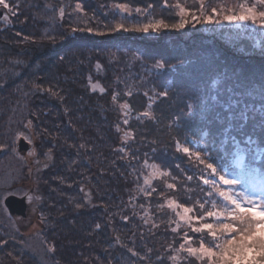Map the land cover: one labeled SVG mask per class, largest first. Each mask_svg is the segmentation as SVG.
<instances>
[{
    "label": "trees",
    "instance_id": "obj_1",
    "mask_svg": "<svg viewBox=\"0 0 264 264\" xmlns=\"http://www.w3.org/2000/svg\"><path fill=\"white\" fill-rule=\"evenodd\" d=\"M99 1L105 2L8 0L14 11L7 24L1 23L0 11V147L7 156L25 155L31 146L23 134L32 137L37 156L31 170L38 185L29 191L24 219L38 221L41 238L53 246L55 264H146L128 251L131 237L137 243L142 235L143 246L152 250L150 264H170V253L158 247L169 243L176 249L181 238L170 233L175 218L167 199L198 206L222 185V174L239 181L237 191L264 190V72L233 71L223 58L230 55L226 48L218 49L221 56L203 55L190 44L176 51L167 42L138 39L136 33L97 35L115 25L111 19L89 33L83 17L98 11ZM77 3L85 14L73 10ZM246 40L239 43L247 45ZM257 57L254 51L233 56L241 63L264 61ZM149 62L151 67L171 62L175 70L160 76L154 69L139 73L142 67H131ZM182 62L186 65L179 66ZM169 77L177 86L165 89ZM150 89L158 91L151 109ZM162 92L170 93L161 97ZM123 103L132 116L124 129L131 132L126 143L121 141ZM144 111L151 118L139 115ZM17 138L28 151L20 153L18 144L14 151ZM180 143L189 149L186 155L177 151ZM145 160L168 173L153 179L151 196L137 189ZM209 163L217 169L214 177ZM212 179L219 183H204ZM83 180L89 183L81 189ZM166 183L176 187L169 190ZM85 190L91 193L90 204ZM36 196L39 206L34 207ZM130 200L155 211L151 225L141 226L130 212ZM16 244L0 237V264H40ZM187 259L177 264H199Z\"/></svg>",
    "mask_w": 264,
    "mask_h": 264
},
{
    "label": "rangeland",
    "instance_id": "obj_2",
    "mask_svg": "<svg viewBox=\"0 0 264 264\" xmlns=\"http://www.w3.org/2000/svg\"><path fill=\"white\" fill-rule=\"evenodd\" d=\"M205 2L208 4V8L206 9L207 12L211 13V7L216 6L218 9L221 5H225L226 7L223 9L225 12L229 9H234V6L240 2V0H205ZM250 2H254V0H250ZM115 3H130L131 7H141V8H147L148 5H152L148 11L143 15H137L133 13V16L129 17L127 14L120 13L118 10H114L112 8V5ZM165 3H167V6H165ZM181 4V6L191 8L193 10L197 11L199 9V3L198 0L194 2V0H105V2L101 5L100 1L96 2L97 9L95 13L87 11V14L85 15L84 22L82 24L84 27H92L100 25V23L104 22V20H112L115 24L116 23H126V27H131L133 23H140L144 22L147 23L149 20L155 21L159 19H164L165 22L171 23L174 22L176 19H178L175 15V12L177 11L172 7V5L175 4ZM194 3V5L192 4ZM69 6V5H68ZM68 8V7H67ZM107 8V9H106ZM82 10H77L76 6L73 10H76L77 14L82 15L84 13V8L81 5ZM236 11H239V9H235ZM0 11L2 12V21L1 23L7 24V20L11 18V13L9 10L4 9L2 6H0ZM85 14V13H84ZM61 16L60 14H58ZM78 15V16H79ZM7 17V19H5ZM86 21V22H85ZM92 23L94 25H92ZM82 26L81 24H79ZM85 28V29H86ZM123 34H134L136 33L138 36L137 38L141 39L143 38V41L151 40L155 42H167L169 45H173L176 48V51H179V49L183 48L186 50V46L188 44L191 45L192 48L197 49V52L200 54H208L214 56H221L218 49H227L230 55H224L223 58L226 60L227 58L230 60V62L227 63L228 67H232L233 71L239 72L240 70H243V72L246 69H250L251 73L259 74V72H264V67H261V64H264L263 60L256 61L249 59L250 61H244L241 63V59L235 61L233 56L235 53H244V55L247 53L249 54L250 51H254L257 56V58L264 59V25H262L259 21L256 24H253L251 21L247 22H241L240 24H228L227 22L222 24H215V23H198L194 26L192 24H189L185 27V29L176 31L172 29H165L162 30L159 33H138V32H122ZM241 39H247V45H241L239 42ZM245 40H243L244 42ZM248 51V52H246ZM226 52V53H227ZM233 52V53H232ZM213 53V54H212ZM185 54V53H184ZM246 57V56H245ZM141 60V58L139 57ZM144 62V61H142ZM173 62V61H172ZM149 63H143V65H137L134 63L135 66L133 67L134 71H137L139 67H142L139 69V73L143 71H147L148 73L151 72L153 69L155 70L156 74H160V76H163L166 72H173L175 70L173 64L166 63V66L164 68H157L156 66L151 67ZM162 64V63H159ZM182 64V65H181ZM179 66L186 65V63H181ZM202 64L204 65V62L202 61ZM244 64V65H242ZM132 65V64H131ZM162 70H164L162 72ZM226 71V69L224 70ZM223 71V72H224ZM231 71L230 73H232ZM235 72V73H236ZM126 76V75H125ZM170 80L165 82V89H168L169 86L172 87V85L177 86V81L172 80V77H169ZM203 82L197 81V86L202 85ZM140 85L144 86V83L140 82ZM146 87V86H145ZM182 87V86H181ZM146 97L150 99L151 104L155 101V96L158 95L157 90H147ZM170 92L167 93V95ZM166 95V96H167ZM161 97H165L161 95ZM120 116H121V141L127 142L125 140V134L128 133L124 131V129L127 127L126 124H124V120L127 119L130 121L132 118L131 111L128 109L121 108L120 105ZM126 113V114H125ZM142 116V114H139ZM134 116L140 117V116ZM125 126V127H124ZM29 133L32 136V131L30 127H26ZM20 133V132H19ZM22 133V132H21ZM131 133V132H130ZM23 134V133H22ZM23 138L26 140L27 143L30 144L31 148L30 151L25 155H18L16 153L15 156L6 155L5 148L0 147V237H5V240L12 244L18 245V247L21 248L23 252H26L27 254L32 255L35 257L40 264H55V262L50 258L51 253L53 252V246L49 245L44 239L40 236V228L38 221H36L34 218H29L27 221L24 218H21L17 215H11L6 208H4V200L8 196H14L18 198H26V204L29 202V191L38 185V183L33 179V173L31 166L32 163L36 160V151L33 148V140L32 137L26 136L23 134ZM128 140V139H127ZM18 138L15 140V148L14 151L17 149L18 144ZM179 148L181 149L180 152L184 153L182 151L184 146L183 143L178 144ZM176 146V148H177ZM185 155L187 153H184ZM47 162L49 163L50 158L49 156L45 157ZM21 162V163H18ZM38 162V161H37ZM40 162V161H39ZM153 165V164H149ZM10 166H12L11 171ZM24 166L27 168L25 172ZM23 168V169H22ZM16 172L12 174V172ZM151 167H145L144 165V171L141 175L140 181L137 182V189L138 191L143 195L146 196L143 192H141V188H145L149 191H151L152 181L153 179H159L161 177H156L151 179V185H145L144 179L145 177H148L149 174L152 172ZM158 170V169H157ZM25 173V174H23ZM28 177L29 179L24 181V177ZM30 176L32 178H30ZM33 179V181H32ZM31 181V182H30ZM84 183L81 186V189L85 187L86 184L89 182L87 180H83ZM167 181V180H166ZM167 184V183H166ZM31 192V191H30ZM84 199L86 203H91V193L89 190H85L83 193ZM39 200L40 197L36 196L35 201L32 206H39ZM131 201V200H130ZM132 201L130 202L129 209L130 212H132V215L134 217H137V221L140 222L141 226L144 225H151V221L153 219V214L155 211L153 209H150L148 206H145V208L140 207L137 203L132 204ZM34 206V207H35ZM33 207V208H34ZM191 207V205H189ZM32 208V210H33ZM172 212V210L170 209ZM174 215V213H173ZM176 219V217L174 216ZM142 221V222H141ZM135 228H139V226H134ZM176 227V224H174L169 230L170 233H173L171 231L172 228ZM183 231H187V229H183ZM183 231H181L178 235L181 238L183 235ZM6 233V234H5ZM177 234V233H175ZM190 235H198L189 233ZM145 236L142 235L138 238V242H136L135 237H131V244H132V252L136 253V257L144 261L146 264H150L151 257L149 256L150 252L147 248L143 246L144 241L143 239ZM207 238V234L205 236ZM141 241V242H140ZM183 241L180 240L179 244ZM194 246H198L199 240H194ZM178 247L176 249L179 248ZM134 250V251H133ZM158 250L166 251L170 254L167 256V261L170 264H177L178 262H186L188 259L187 257L184 258V255H186L183 252L179 253V259L178 261L174 262L170 259V256L177 255L175 248L173 246H169V243H164L163 246H159ZM172 252V254H171ZM131 255L132 253L129 252Z\"/></svg>",
    "mask_w": 264,
    "mask_h": 264
},
{
    "label": "snow or ice",
    "instance_id": "obj_3",
    "mask_svg": "<svg viewBox=\"0 0 264 264\" xmlns=\"http://www.w3.org/2000/svg\"><path fill=\"white\" fill-rule=\"evenodd\" d=\"M196 2V0H194ZM199 9L198 14L196 10L181 6L177 3L172 5L177 11L175 15L178 19L174 22L167 23L164 19L149 20L147 23H133L131 27H126L124 23H116L113 27L107 29V32L96 31L92 27L85 29L87 32L92 33L96 31L97 35H106L112 32H138V33H159L165 29H172L180 31L185 29L189 24L215 23L222 24H240L241 22L251 21L256 24L258 21L264 25V0H240L234 6V9L224 11L225 5H221L218 9L216 6L211 7V13L207 12L208 4L205 0H198ZM0 6L9 11H14L13 6L8 0H0ZM167 6V3H165ZM152 5L147 8L131 7L130 3H115L112 5L114 10L120 13L133 16L145 14ZM77 10H82L79 3L76 4ZM235 9H239L236 11ZM61 16L64 15L61 9ZM7 19V17H5ZM76 31V29H73ZM99 67V64L97 65ZM157 68H164V64H157ZM220 83V81H214ZM98 85L93 84L92 88L95 90ZM231 91V88H228ZM104 91L103 88L100 89ZM55 95V93H53ZM131 95V93H129ZM166 96V92L160 93ZM113 100L117 97L113 95ZM149 109L153 107L151 103L147 105ZM121 108L128 109L129 104H121ZM126 114V113H125ZM144 117L151 118L150 111L142 113ZM242 115H244L242 113ZM231 119V117H230ZM244 119H247L244 115ZM124 124L129 121L125 119ZM130 133L125 134V140L130 137ZM227 143V140H225ZM251 143V141H249ZM123 150V149H121ZM181 149L177 146V151ZM184 153H188L187 147L183 148ZM199 159V157H198ZM204 163L203 160L199 161ZM145 167H151L153 170L148 177H145L144 184L151 185V179L156 177H167V172H160L157 170L156 165H149L148 161L144 162ZM207 168L211 170V175L214 177L217 169L213 168L212 164H207ZM189 181L193 179L188 176ZM222 181L220 187H215L213 191L208 193V198L202 202H198V206L188 207L183 203H179L176 199H167V208L171 209L176 219L173 221L176 227L172 228L173 233L179 234L183 229L181 236L182 243L179 248L175 249L177 255L170 256L174 262L178 261L179 253L183 252L187 258L195 259L199 264H264V190L260 192L249 191L248 189L236 190L239 181L235 178H229L226 174L219 177ZM207 185L211 183L213 186L219 182L215 179L211 181L205 180ZM176 185L174 183H167L166 188L171 190ZM146 196H151L156 192V188H151V191L141 188ZM163 207V205H161ZM100 226L97 225V228ZM189 233L198 234L190 235ZM207 234V238L203 234ZM199 240L198 246H194V240ZM133 256L136 255L131 249L128 250ZM163 264V261H160Z\"/></svg>",
    "mask_w": 264,
    "mask_h": 264
},
{
    "label": "water",
    "instance_id": "obj_4",
    "mask_svg": "<svg viewBox=\"0 0 264 264\" xmlns=\"http://www.w3.org/2000/svg\"><path fill=\"white\" fill-rule=\"evenodd\" d=\"M29 146L26 144V142L24 141H20L18 144V151L20 153H24L26 151H28ZM26 198L22 197V198H18L15 196H8L5 200H4V206L5 208L8 210V212L11 215H17L20 216L21 218H25L26 214V208H27V204H26Z\"/></svg>",
    "mask_w": 264,
    "mask_h": 264
}]
</instances>
